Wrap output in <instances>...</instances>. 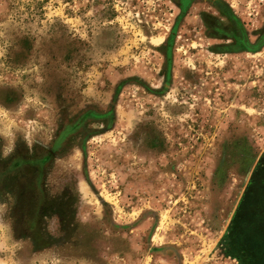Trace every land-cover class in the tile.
Masks as SVG:
<instances>
[{
  "label": "rangeland",
  "instance_id": "374dc122",
  "mask_svg": "<svg viewBox=\"0 0 264 264\" xmlns=\"http://www.w3.org/2000/svg\"><path fill=\"white\" fill-rule=\"evenodd\" d=\"M0 264H264V0H0Z\"/></svg>",
  "mask_w": 264,
  "mask_h": 264
},
{
  "label": "trees",
  "instance_id": "16d2710c",
  "mask_svg": "<svg viewBox=\"0 0 264 264\" xmlns=\"http://www.w3.org/2000/svg\"><path fill=\"white\" fill-rule=\"evenodd\" d=\"M184 2L186 1V0H183Z\"/></svg>",
  "mask_w": 264,
  "mask_h": 264
}]
</instances>
